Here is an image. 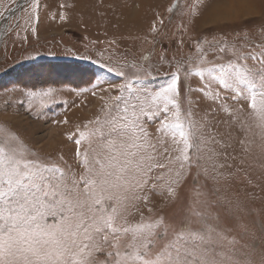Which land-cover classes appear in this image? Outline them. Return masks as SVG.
<instances>
[{
  "label": "rangeland",
  "instance_id": "1",
  "mask_svg": "<svg viewBox=\"0 0 264 264\" xmlns=\"http://www.w3.org/2000/svg\"><path fill=\"white\" fill-rule=\"evenodd\" d=\"M211 1L0 0V142L45 174L85 177L79 192L100 201L57 204L55 217L42 201L30 234L49 243L32 264H133L141 232L161 219L198 228L194 211L220 230L225 264H264V96L239 82L264 62V0L218 23L203 17ZM110 123L128 127L135 155L100 192L87 161L118 150L101 137Z\"/></svg>",
  "mask_w": 264,
  "mask_h": 264
},
{
  "label": "snow or ice",
  "instance_id": "2",
  "mask_svg": "<svg viewBox=\"0 0 264 264\" xmlns=\"http://www.w3.org/2000/svg\"><path fill=\"white\" fill-rule=\"evenodd\" d=\"M232 67L233 71L240 73V69ZM226 74L232 77V72ZM239 82L249 84V91L258 87L260 95L264 96V62L246 66L244 73L239 74ZM245 91L246 89H241L242 93ZM250 107H255L254 100L250 102ZM128 135L126 125L118 126L110 123L107 131L101 133V137L119 140L118 150L107 155L97 153L87 161L89 177L96 178L91 183L97 185L100 192L106 190L105 186L109 184L111 177L114 175L119 177L129 171V164L135 154L130 151L126 139ZM180 135L187 139L184 132ZM212 143L219 144L214 138ZM219 146L232 147L228 143ZM212 151L213 155L222 154L215 152L214 149ZM46 172L47 169L39 168L34 160L18 159L10 144L0 142V236L7 237L6 241L0 243V264H32L30 257L39 258V252L47 247L49 241L36 239L30 233L33 225L38 226L39 214L35 213V210L50 196L52 200L49 204L52 208L49 215L53 217L57 215L55 210L57 204L70 203L73 204V208L79 207L88 211H93L99 206L100 201L93 198L91 188L88 189L86 196L79 192V183L89 184V180L85 177L76 180L69 177L66 172L60 177L45 174ZM73 189H76L77 194L74 203L66 198L73 195ZM89 200L91 204L88 203ZM199 202L198 200L197 203ZM60 214L63 215L62 212ZM193 214L202 221L198 228H194L189 222L182 221L177 224L165 219L156 221L150 226L149 231L140 233L136 240V251L129 255V259L133 264L137 262L138 264H225L218 255L223 248L215 240L219 237L220 230L207 224L204 213L194 211ZM83 225L84 221L81 220L75 228L79 229ZM72 228L73 226L69 225L61 233L60 246L69 252L79 247L73 238L75 233ZM44 255L48 257L47 252ZM8 257H12L13 260L10 261Z\"/></svg>",
  "mask_w": 264,
  "mask_h": 264
},
{
  "label": "bare ground",
  "instance_id": "3",
  "mask_svg": "<svg viewBox=\"0 0 264 264\" xmlns=\"http://www.w3.org/2000/svg\"><path fill=\"white\" fill-rule=\"evenodd\" d=\"M224 1L225 0H217L208 7V9L203 14L206 22L218 23V21L231 19L230 17L233 15V13L244 14V12H247L249 9V7L246 5V1H248L251 8V3L249 0H227V4H224ZM122 11L127 13L125 15L126 18H128L130 15V11L131 14L132 12L135 13V10L131 7H124Z\"/></svg>",
  "mask_w": 264,
  "mask_h": 264
},
{
  "label": "crops",
  "instance_id": "4",
  "mask_svg": "<svg viewBox=\"0 0 264 264\" xmlns=\"http://www.w3.org/2000/svg\"><path fill=\"white\" fill-rule=\"evenodd\" d=\"M130 1H131V0H128V2H130ZM210 1H211V0H208L207 4H208ZM212 1H214V0H212ZM212 1H211V2H212ZM207 4H205L204 6L206 7ZM125 6H126V5H125ZM123 7H124V6H123ZM123 7H122V8H123ZM205 7L203 8V11H204ZM133 9H134V8H133ZM134 10H135V9H134ZM203 11L201 12V14L203 13Z\"/></svg>",
  "mask_w": 264,
  "mask_h": 264
},
{
  "label": "water",
  "instance_id": "5",
  "mask_svg": "<svg viewBox=\"0 0 264 264\" xmlns=\"http://www.w3.org/2000/svg\"><path fill=\"white\" fill-rule=\"evenodd\" d=\"M15 8H12L9 12H12Z\"/></svg>",
  "mask_w": 264,
  "mask_h": 264
}]
</instances>
